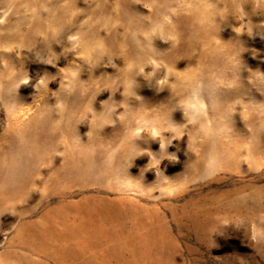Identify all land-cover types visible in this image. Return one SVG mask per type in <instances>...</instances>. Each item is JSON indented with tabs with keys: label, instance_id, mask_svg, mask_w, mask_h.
<instances>
[{
	"label": "rangeland",
	"instance_id": "374dc122",
	"mask_svg": "<svg viewBox=\"0 0 264 264\" xmlns=\"http://www.w3.org/2000/svg\"><path fill=\"white\" fill-rule=\"evenodd\" d=\"M0 264H264V0H0Z\"/></svg>",
	"mask_w": 264,
	"mask_h": 264
}]
</instances>
